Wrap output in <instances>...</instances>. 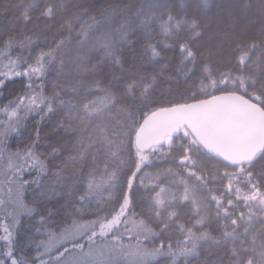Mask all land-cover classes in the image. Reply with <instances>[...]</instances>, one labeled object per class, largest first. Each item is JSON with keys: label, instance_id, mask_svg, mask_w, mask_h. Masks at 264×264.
Segmentation results:
<instances>
[{"label": "snow or ice", "instance_id": "snow-or-ice-1", "mask_svg": "<svg viewBox=\"0 0 264 264\" xmlns=\"http://www.w3.org/2000/svg\"><path fill=\"white\" fill-rule=\"evenodd\" d=\"M0 97V264H264V0H0Z\"/></svg>", "mask_w": 264, "mask_h": 264}, {"label": "trees", "instance_id": "trees-1", "mask_svg": "<svg viewBox=\"0 0 264 264\" xmlns=\"http://www.w3.org/2000/svg\"><path fill=\"white\" fill-rule=\"evenodd\" d=\"M217 2H221V3H227L228 0H217ZM253 3H256L257 0H252ZM12 87V85H10V88ZM15 87L19 88V84L17 83L15 85ZM5 96H7V93H5ZM6 103V99L4 97H0V104Z\"/></svg>", "mask_w": 264, "mask_h": 264}]
</instances>
